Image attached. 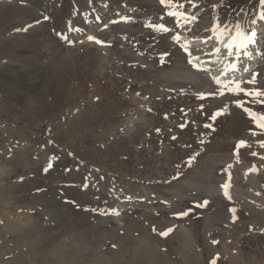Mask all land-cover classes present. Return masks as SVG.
<instances>
[{
  "label": "bare ground",
  "instance_id": "bare-ground-1",
  "mask_svg": "<svg viewBox=\"0 0 264 264\" xmlns=\"http://www.w3.org/2000/svg\"><path fill=\"white\" fill-rule=\"evenodd\" d=\"M201 2L202 0H165V3L161 4L160 0H141L135 3L137 7L134 8V6L127 7V0H0V12L5 11V15H9L13 11H19V6L24 7L22 11L25 13L23 16L24 21L19 20L17 23L2 22L0 26V77L7 78L6 86L9 88L8 91L0 95V121L3 123L2 127L11 126L14 129L16 128L21 132L27 133V138L20 143V146L17 145L18 143L14 144L16 150L11 149L14 154L16 152L27 156L28 151L36 145V139H39L44 148V158L48 159L52 154L51 156L54 159L52 165L55 169L69 165L82 168L87 166L95 177L94 180L102 182L99 190L94 186L92 190H87V194L78 191L76 188L78 196L90 199V204L88 205L87 203L86 205L84 203V208L91 210L90 213L95 216L98 213L94 214L95 211H92V209H97L100 212L98 214L100 215L99 217H103L101 219L98 218L99 220H96L95 216L94 220L90 218L92 225L100 231L96 236L97 238L93 241V252L96 250L97 245L100 246L99 239L104 244L105 240L103 239L107 234L105 229L112 228L113 231L122 230L121 232H126L122 236L123 240L128 238L127 241H121L119 240V234L113 235V240L118 243L115 253L120 252L121 246L119 245L123 244L138 255L139 252L143 251V248H140V243L144 242L149 235H154V246L157 254L155 260L164 259L168 264H244L251 261H255L256 264L264 263V259L257 260L255 254L252 256L246 255V253L242 254L244 250L242 248V251H239L237 248L233 252H229L228 257L225 259L224 256L216 251L214 243L210 244L202 238L205 228L211 222L221 221L226 228L235 231L238 235L250 233L256 235L259 242L264 241V194L240 189L236 181L226 173V170L230 171V164L225 163L231 159V156L227 152L231 153L237 150L241 153L240 155L247 159V163L252 166L257 178L259 180L264 179V147L253 141L255 134L257 136L258 133H264V128L259 127L258 123L253 121L249 115V113L264 115V95H256L257 92L264 93V84H261V88L255 91H247L245 93L240 91L235 92V97H245L246 99L250 96L248 93H252L254 98H251L252 100L247 99L246 103H229L227 102L228 99L224 97L222 108L218 105L220 103H216L215 105V110H218L217 112L207 106L206 113H198L192 102L199 99H201V102H205L210 98V95L208 93L195 94L185 92L182 89L183 86L176 85L175 80H177V77L181 78L186 75L185 71H182L183 69H179V66L178 69L165 70L173 66L174 59L178 60L182 58V53L173 46V43H176V40H178L180 33L184 34L180 37L184 41L182 43L189 47L193 45L191 44L193 39L199 43H206L210 40L216 42L214 44L217 45L220 43L221 35L222 38H226L227 36L236 38L237 32L240 31L241 33H255L257 29L256 23L260 20L259 12L262 11L264 13V8L258 7L260 0L255 3L256 9L252 0H229L228 3L230 4L226 8V11L216 8V4L208 8L205 5L204 7H200L199 4ZM244 4L249 6V11L246 13L244 24L241 25L243 28L238 30V28L236 29V27L231 25L233 28L230 26L229 35H223L219 30L223 29V22L225 21L227 12H230V16L240 7L245 6ZM117 5L122 10L119 9L116 14L111 11L112 14L111 16L109 15L110 19L116 23L117 31H120L126 25L123 23L124 18H129L132 21H142L146 27L149 26L148 30L145 27L144 31L129 32V38L127 37L128 35L125 37L121 35L115 38L107 35H103L105 37L99 36L96 48L84 45L85 34L91 33V28L94 25L101 27L103 20L107 16L106 11L113 7L116 8ZM153 11L158 13L156 18L159 21L162 20L161 22L156 19L152 20V18L151 22H148L150 20L148 18L153 17L151 16ZM169 13H177V15H169ZM45 17L48 19H45ZM192 17H195V19H192ZM255 18L256 23H253L252 19ZM158 22L165 25L163 27L165 31L160 32L156 36L157 38H154L156 43L151 41L155 43L153 47L145 50L143 48L144 44L140 42V39L137 40L136 37H140L142 32H150L149 29L158 25ZM117 23H122L123 25L120 26ZM195 23L198 24L195 25ZM69 24L71 25V30H69ZM234 25L238 26V24ZM169 26H173V28ZM136 27H138L137 29L142 28L141 26ZM179 27L181 29L180 33H178ZM217 31L219 33H216ZM57 32L69 37L71 43L64 40L63 36H58ZM258 36L259 34L254 36V43L248 44L249 48L233 49L232 53L236 54L239 51V55L237 53L234 56L235 59L238 57V61L250 62L249 60L254 57L253 50L255 48L258 49L262 42V37L259 40ZM205 39L208 40L206 41ZM118 42H124V46H130L133 49L139 50L141 55H146L148 59L150 58L154 62H148L149 64L145 66L137 58H131L123 54V52H112L111 50ZM251 45H253L252 52H250ZM105 47H107L106 50H104ZM219 47L217 46L216 50ZM101 48L102 50L100 51ZM224 49L226 53L229 52L227 46ZM103 51L107 52L109 61L112 59V62L118 63L119 69L122 68L121 73H113L114 69L108 66V64H104V70H98V65L105 59L103 58ZM200 52L204 53L206 50ZM155 55H159V57H153ZM208 58L210 56H207L206 59ZM199 61L195 60L192 66L200 65ZM164 70L165 72H163ZM192 72H195L196 76L202 77L201 73L196 69ZM228 78L226 77L223 80ZM140 80H144L143 86L135 89L137 82ZM262 80L264 82V79ZM7 87L0 88V92ZM139 89L145 97L158 103L159 107L154 113L139 109H135L133 113L145 119L148 118L146 121L153 127L151 144L157 143V137L165 139L170 148L174 152L176 151V155L172 158L173 161L169 163L164 175L157 176V174L155 177H143L141 179L123 178L120 184L124 189H122L119 197L122 198L129 193L128 197L130 198L138 199V196H143L146 201L150 200L155 205L165 206V208L175 213L188 211V215L179 216L181 222L186 221L187 225H182L184 230H178L172 225L162 222L152 212L133 208L126 209V203L117 202L116 199L110 196L103 182L104 180L100 179V177L105 175L107 179L108 173L104 166L106 167L107 160L112 158L106 157L102 161V164H96L102 166L101 170H105L103 173L101 170H97L96 167L90 166L82 158H77L78 155L72 154L74 152H67V148L61 147L63 144L71 143L70 139L60 141V138L55 139L53 137V133L58 134L66 131L67 134L70 132L80 133L82 135L81 140H83L88 134L101 128L107 134V139L116 133H123L122 139L125 138L124 133L128 132V128L120 120L130 114L125 106L131 100L124 95L129 92L133 93ZM151 91L157 92V95ZM39 92H45L48 96L52 97L53 103L57 104V109L49 117L37 123H32L31 125L20 124L18 118L22 117L25 112L21 104L24 103L25 108H28ZM78 98H84L86 103L77 106L78 101L76 99ZM189 103L191 104L188 105ZM68 104H72L73 108H67ZM99 115L102 117L101 121L98 120ZM167 119L177 122L175 123L177 124L176 127H173L171 123L169 124ZM118 122L120 123L117 124ZM134 132L140 135L141 133L143 134L142 127L137 126ZM218 134H225L227 135V139L229 137L230 140L212 142L213 137ZM104 136L106 135L104 134ZM134 141L130 136L123 142H117L114 139L113 148L115 150H129L132 147L129 145H133V148L136 145L133 144ZM240 141H245V144L241 146L239 144ZM6 148L4 147L3 149ZM192 148H196V151H198H195L197 154L192 153L195 156V160L202 157L199 154L203 152H221L222 156L220 157H224L222 158L224 164L220 165L218 162L212 163L210 159L211 157L214 159L215 155L207 156L209 158H205L203 163L208 170L203 171V176L193 175L195 172L192 167L187 168V165H183L182 163L181 166L178 165L180 163L178 161L180 159L178 158L182 156L181 153H187L189 152L188 149L192 150ZM177 153L180 154L179 157H177ZM253 153H256V155H253ZM13 155L6 156V153H4L0 156L7 163L14 159ZM187 156L189 155L185 157ZM176 157L178 160H174ZM176 162L178 163L177 165ZM138 164H144L145 166L152 165L151 160L150 162L146 160ZM222 167H226V170ZM212 168L215 171H212ZM172 171L174 172L172 173ZM211 172L214 175L209 177V173ZM6 174L10 173L3 172L2 176ZM72 174L79 175V171L77 170V172ZM34 180L37 179L30 178L23 181L18 188L20 191L27 190L32 184H35ZM37 181L39 182L38 185L40 184L39 186H43V188L47 187L48 181L46 179L44 180L46 181V185L42 180L39 181L38 179ZM57 182H50V184L53 183L51 184L52 188L42 191V194L37 189L40 194L35 195L36 200H40V197L46 194H52L54 196L52 205L56 204L55 201L58 198L56 190L59 187L66 186L60 185ZM225 183L229 185L231 199H228L223 194L224 190L221 185ZM14 193L9 196L10 199H13V202L14 200L19 201L21 195ZM204 201L208 202L205 206H197L203 204ZM109 202H111L109 207H113L111 214H101V212H106L105 208ZM34 204L33 206L37 207L38 211H42L45 214H52V210L55 211V208L47 210L42 203ZM121 205L125 208V212H120L121 208L119 209V207ZM60 206L61 208H65L67 205L62 204ZM70 206L73 207V204H70ZM233 208L236 209L235 213L230 211ZM66 209L64 211L66 213L70 211L77 215L88 214L85 213L84 209H76L77 212L72 211L69 207H66ZM131 211L133 213L139 212L136 214L142 217L144 215L143 220L140 217L141 223H135ZM113 213H118V215ZM16 217V219H20L18 216ZM33 217H35V214ZM35 218H28L27 221L22 220V222H24V225H28ZM87 218L85 219L86 222L89 221ZM7 221L9 222L10 220ZM49 222L53 223V221ZM82 223L85 222L81 221L80 223V226L84 227V224L81 225ZM88 226L92 229L91 225ZM129 231H134L133 236H126ZM82 243V247L78 246L83 254L86 255L84 249H88L90 246L84 240H82ZM14 246L19 249L16 244ZM80 252H78V255ZM87 255L91 256L90 253H87ZM139 257L142 258V255ZM102 258L96 257L93 259V262H97ZM225 260L227 261L225 262ZM103 262L107 261L103 259ZM80 263L85 262L82 261Z\"/></svg>",
  "mask_w": 264,
  "mask_h": 264
},
{
  "label": "rangeland",
  "instance_id": "rangeland-1",
  "mask_svg": "<svg viewBox=\"0 0 264 264\" xmlns=\"http://www.w3.org/2000/svg\"><path fill=\"white\" fill-rule=\"evenodd\" d=\"M140 1L141 0H127L128 2L127 7L134 6V8H136L137 5L135 3L140 2ZM228 1L229 0H202L199 6L204 7L205 5V7L208 8L209 6L212 7L214 4H216L217 5L216 8H220L222 10L224 9L226 11L227 10L226 8L230 4L228 3ZM252 1H254V8L256 9L257 6L255 3L258 0H252ZM222 2L223 3L225 2V4H223ZM119 5L121 4L119 3ZM219 5L220 6L222 5V6L220 7ZM258 7L264 8V5H262L259 2ZM22 8L24 7L19 6V11L17 12L13 11L9 15H5L6 13L5 11L0 12V26L2 22L3 23H17L19 22V20L24 21L23 16L25 13L22 11ZM119 9L122 10L117 5L116 8L113 7L112 9L106 11V15H107L105 18L106 20L105 19L103 20L102 26L98 27L94 25L93 28H91L92 29L91 33L85 34L86 39H84V45L86 46L88 45L90 48H96L97 40L99 36L105 37L103 35H107L109 37L115 38L121 35H123L124 37L128 35L127 37L129 38L130 37L129 34L131 32H136L137 30H142V31L145 30L146 26L145 24H143L142 21H135V20L132 21V20H129V18H124L123 23H125L126 25L123 26L120 29V31H117V28H116L117 25L110 19V16L112 14L111 11L114 14H116V12ZM248 11H249V6L245 5V6L240 7L236 12H234V14L230 16H229L230 12H227V15L225 16L226 18L224 21L225 23L223 22L224 25L222 24L223 29H220L219 31H221L223 35H229L228 32L232 27L231 25H233V27H236V29L238 28V30L240 28L242 29L243 27L241 25L244 24L246 13ZM157 14L158 13L156 11H153L151 13V16L153 17H149L148 19L150 20H148V22L149 21L151 22V18L152 20H155V19L157 20L156 18ZM262 16H264V13L260 11L259 12L260 20H258V23L255 22L257 25L255 35L259 34L260 37L258 36V38L260 40L262 37L261 39L262 42L260 46L258 47V49L255 48L256 50L252 49L253 45L250 46V52H252L251 49L254 51L252 52L254 54V57H252L249 60L250 62L247 61V63L246 61H241V60L238 61V58L235 59L234 56H236L237 53L239 55V51L236 54L233 53L229 57H228V53L225 52L226 50L224 48L230 42L229 39L230 40L235 39L233 36L232 37L227 36L226 38H222V35L220 34L221 35L220 43H218L217 45L214 44L216 43L214 41H210V40L207 41L208 39L207 40L205 39L207 41L206 43L205 42L199 43L197 42V40L195 41L193 39L191 42V44L193 45L189 47V46L184 45V43H182L184 41H182L180 37H182V35L184 34L180 33L181 29L179 27L178 33H180V36H179L180 39L178 38V40H176V43H173V46L182 53V58H180L181 61H179L180 59L178 60L174 59L172 63L173 66L168 67L165 70H168V69L174 70L175 68L178 69V66H179L180 67L179 69L181 70L183 69L182 71L183 72L185 71L184 73H186V75L185 77L183 76L181 78L177 77V80H175L177 83L176 85L183 86L182 89L185 92H189V93L192 92L195 94H205V93L207 94L208 93V95H210V98H208V100L205 102H201V99L192 102V105L197 109L198 113L199 112L206 113L207 106L215 110L216 103H220L218 105L221 106L222 108L223 103H224L222 101H224V97L228 99L227 102L229 103H232V102L237 103V104L246 103L247 99L252 100L251 98H254V96L250 95L248 96L247 99L245 97L239 98V97L234 96L235 92L240 91L242 93H245L247 91H255L261 88V84H264V82H262L263 81L262 79H264V37H263L264 36V19L261 18ZM252 20L255 21L256 18ZM117 24H119L120 26L123 25L122 23H117ZM197 24L198 23H195V25ZM234 24H238V26L237 25L235 26ZM163 25L164 24L159 23L155 27H151L149 29L150 32L148 33L142 32L140 37L139 36L136 37L137 40L140 39V42L145 45L144 46L142 44L145 50L147 48L150 49L151 47L155 45L156 42L154 38H157L156 36H158L160 32L165 31L161 29L160 27ZM136 26H139V27L141 26L142 28L137 29L138 27ZM148 27L149 26H147L146 29ZM163 27H165V25ZM171 27L173 28V26ZM219 31H217L216 33H219ZM239 33H241V31ZM90 36L94 37L95 39L89 40L88 38ZM217 46H220L218 50H216ZM235 48L236 47H233L231 51ZM106 49L107 47L104 48V50ZM202 49L206 50V52L204 53L200 52V51H203ZM101 50L102 48L100 49V51ZM237 50H240V49H237ZM257 50H261V51H257ZM111 51L120 52V53L123 52V54L128 55L131 58L133 57L137 58L138 61L141 62L145 66L146 64H149L148 62L150 63L154 62L150 58L148 59L146 55L145 56L141 55V52L139 50L133 49L130 46L129 47L124 46V42H121V43L118 42V44ZM103 52H104L103 58L105 59H103V61L98 65V70L100 71L104 70L105 69L104 64L106 65L108 64V66H111L112 69H114L113 73L115 72H116L115 74L121 73L122 68L119 69L120 67L118 63H116L115 61L112 62V59L110 60L111 61L110 62L108 60L109 57H107L108 56L107 52L106 51H103ZM207 56L208 57L210 56V58L206 59ZM153 57L157 58L159 57V55H155ZM195 60L196 61L201 60L199 61L200 65L198 64V66H192ZM195 69L201 73L202 75L201 78L196 76L195 72L194 73L192 72ZM165 70L163 72H165ZM254 75H255V81L253 82ZM222 77L224 78L229 77L228 81L227 82L223 81L224 78ZM6 79L7 78L0 77V88L4 86L7 87ZM143 84H144V80L138 81L135 89L139 88L140 86H143ZM8 90H9L8 87L4 88V90L0 92V95L5 93V91H8ZM151 92L154 93L155 91H151ZM160 94H162V92H160ZM155 95H157V92H155ZM124 96L129 97L131 100L130 103L125 106L126 110H128L130 114L120 120L122 121L123 125H125L128 128V132L124 133L125 138L122 139L123 133H119V134L116 133L115 135H111L109 139H107L108 138L107 134L101 128L91 134H88V136H86L85 139L83 140H81L82 135H80V133L70 132L67 134L66 131L60 132L58 134L53 133L54 135L53 137L55 139L60 138V141L70 139L72 141L71 143L63 144L61 147H63L64 149L67 148L66 149L68 150L67 152H71V151L74 152L72 154L78 155L77 158H82L85 162H88L90 166L96 167L97 170H101L102 166H98L96 164H102V161L106 157L112 158V159L107 160L106 167L104 166V168L106 169V172L108 173L107 179L105 178V175L103 176V180H104L103 182L105 183V187L107 188L110 196L116 199L117 202L126 203L127 204L126 209L133 208L137 210H145L148 212H152L162 222L170 224L178 230H184V227L182 225L186 226L187 225L186 221L181 222L179 220L180 217L176 215L177 213L171 211L168 208H165V206H161L159 204L155 205L150 200L146 201L143 196H140V197L138 196V199H135V198L129 199L128 197L129 193H127V195L122 198L119 197V194L121 193L122 189H124L120 184V181L123 180V178L124 179H141L143 177H155L157 174H158L157 176L164 175L166 168H168L169 163H172L173 161L172 158H174V156L176 155L175 153L176 151L174 152L170 148L168 142L165 139H160V137H157L158 138L157 143L151 144L150 142L152 141L151 136L153 133V127H151L149 123L146 121L148 118L145 119L142 116H138L136 113H133L135 109L136 110L137 109L146 110L149 113L150 112L154 113V111L159 107V104L145 97V95L141 93L140 89L133 93L129 92L125 94ZM76 101H78L77 106L83 105L84 103H86L84 101V98H78L76 99ZM190 104L191 103H189L188 105ZM21 107L25 112L23 113L22 117L18 118V121L20 122V124L31 125L32 123H37L38 121H41L49 117L57 109V104L53 103L52 97L48 96L45 92L44 93L39 92L35 96L34 101L31 103V105L28 108H25L24 103L21 104ZM66 107L73 108L72 104H68ZM217 111L218 110H215V112ZM98 120L99 121L102 120L101 115H99ZM167 122L169 124L171 123L173 127H176L177 125L175 124L177 122H174L173 120L167 119ZM119 123L120 122H118L117 124ZM2 126H3V123H1L0 121V155H3L4 153H6V156H10L14 154L13 150L14 151L16 150L14 147V144L18 143L17 145L20 146V143L27 138V133L21 132L20 130H17L16 128L14 129L11 126H8V127H2ZM137 126L142 127L143 134L141 133L140 135L134 132L136 131ZM104 134L106 136H104ZM223 135L221 134L215 135L212 139V142L214 141L223 142V141L230 140L229 137L227 139L226 137L227 135L225 134ZM129 136L135 140L133 142V144H136L134 146L135 149L133 148V145H129V146H132L130 147L131 149L129 148V150H123V149L115 150L113 148L114 139L117 140V142H123ZM231 140H234V139H231ZM253 141L254 143L260 145L261 147H264L262 146V144H264V133L262 134L258 133L257 136L255 134ZM6 146L10 152L8 151ZM4 147L6 149H3ZM2 150L4 151V153H2L3 152ZM188 150L190 153L189 152H187L188 154L181 153L182 156H180V154L177 153V157L180 156L178 158L180 160H178L177 157L174 160H178L180 162L179 164L176 162V165L178 164L181 166L182 164L183 165L185 164L187 165L186 166L187 168L192 167V169L195 172L193 175L203 176L204 174L203 171H206L207 169L203 161L205 160V158H209L207 156L215 155L214 159L213 157H211L210 159L212 160L211 162L212 163L218 162L220 165L224 164V160H222V158L224 157H220L222 156L221 152L219 153L211 152V151H207V153L203 152L202 154H199V155H202V157H199V159L197 158L195 160L194 154H197L196 152H198L196 151V148H192V150L191 149H188ZM227 154L231 156V159L225 162L227 164H230V171L229 170L227 171L226 167H222V168L226 170V173L230 175L231 178L236 181L238 187L242 189L243 191L246 190V191H251L254 193L264 194V179L259 180L257 178V175L255 174V171L253 170L252 166L247 163V159L243 157L242 155H240L241 153L238 152L237 150L231 153L227 152ZM44 155H45L44 148L41 145V142L39 141V139L38 140L36 139V145H34L33 148H31L28 151L27 156L22 153L15 152V154L13 155L14 159L7 163H5L0 156V264H122V263H125V264H168V262L164 261V259L155 260L157 254H156V248L154 246V243H155L154 235H149L144 242L140 243V248L142 247L143 251L139 252L138 255L136 253H133L131 250L128 249V247H126L123 244L119 245L121 246L120 252L115 253V248L118 245V243L113 240V235L119 234V240L121 241H127L128 238L123 240L122 236L126 232H121L122 230L113 231L112 228L105 229L107 234L105 238L103 239L105 240L104 244H102L103 241L99 239L100 246L97 245L96 250L93 252V241L97 238L96 236L100 233V231H98V228L94 227L90 221L94 220L95 217H96L95 218L96 220H99L103 217L101 218L99 217L100 216L98 215L100 214L99 210L95 211L94 214L98 213L95 216L90 213L91 210L84 208L85 204L86 205L87 203L88 205L90 204V199L87 197L78 196V191L85 192L87 194V190H92L94 186L97 190H99L102 186V182H97L96 180H94L95 177L90 172L89 170L90 168H87V166L85 168H82V167H77L74 165H69L67 167L64 166V167H59L55 169L54 166L52 165L54 161L53 157L51 156L52 154L50 155V158L48 159H45ZM186 155H189V156L185 157ZM27 157H29L28 160H27ZM146 160H148L149 162L151 160L152 165H148V166H145L144 164L137 165V163L143 162ZM189 160H192V161H189ZM49 164L52 165L50 169L48 168ZM29 165L30 166L32 165L33 167L32 166L30 167ZM142 165H143V168H142ZM45 169H48V170L45 171ZM161 169L163 172L161 171ZM212 169H213L212 171H215L214 168ZM77 170L79 171V175L77 174L73 175L72 173L77 172ZM104 171L105 170H101V172L103 173ZM3 172L10 173V174H6L5 176H2ZM173 172L174 171H172V173ZM211 173H209V177L214 175L213 173L212 174ZM38 175H39V178H38ZM27 178L28 179L35 178L37 180L39 179V181L42 180V182L45 185H46V181L44 180L46 179L48 181L47 187L44 186L45 188H43V186L42 187L39 186L40 185V184L38 185L39 182L37 180H34L35 184H32L29 188H27V190L20 191L18 186H20V184L23 183V181L28 180ZM56 181H58L57 183L60 185H66V186L59 187L56 190L57 197H58L56 198V201H55L56 204L52 205V199L54 198L52 194L50 195L46 194L40 197V200L38 198H37L38 200H36L35 195H38L40 193L42 194L43 193L42 191H46L49 188L51 189L52 188L51 184L53 183L50 184V182L55 183ZM72 181L73 183H71ZM61 182L64 184H62ZM34 186L36 187L34 188ZM76 188L78 191L76 190ZM37 189H39L38 191H40V193L37 191ZM59 189H60V192H59ZM12 193L21 195L20 196L21 199L19 201L14 200L13 202V199H10L9 197ZM7 202H10V203H7ZM34 203H42L46 207L47 210L48 209L51 210L55 208V211L52 210V214L50 213L51 215L45 214L42 211H38V209H36L37 207L35 208L33 206ZM62 204H65L67 206H65V208H61L60 205ZM70 204H73V207H71ZM110 204L111 202H109L107 204V207L105 208L106 210V212H104L106 213L105 215L111 214V209L113 207H109ZM66 207H69L72 211H75V212H77L76 209H80V210L84 209L85 213H88V214H82L83 215L82 216V215H77L74 212H70V211L66 213L64 212L65 210H67ZM119 209L121 213L125 212V208H123L122 205L119 207ZM131 213H133V211H131ZM136 213H139V212L133 213V219H135V223H141L142 220L144 219V215L142 217L141 215H137ZM34 214H35V217L37 216L36 217L37 219L33 217ZM16 216H18L20 219L19 220L16 219L17 218ZM52 216H53V219H52ZM84 217L86 218L88 217L87 220L89 221L86 222L85 221L86 218ZM140 217L142 218V220ZM28 218L30 219L35 218V219L32 220L31 224L24 225V222H22V220L27 221ZM90 218L92 220H90ZM7 220H10V221L8 222ZM48 220L53 221V223L52 222L50 223ZM81 221L85 222L81 224V225L84 224V227L80 226ZM88 225H91L92 229ZM133 234H134V231H129L126 234V236L131 237L133 236ZM202 238L205 239L210 244L214 243L216 246L215 248L216 251L220 253V255L224 256L225 259L228 257L229 252H233L234 249H237V248L239 251L241 250V248L244 249L243 250L244 252L241 250L242 254L246 253V255H250V256L255 254L257 257V260H261L262 258L264 259V241L259 242L258 237L250 233L238 235L235 231L226 228L225 225H223L221 221L211 222V224L205 228V231L202 234ZM82 240H84L86 244L90 246L88 249H84L86 251V255L83 254L82 250L79 248V246L81 247L83 246ZM14 244H16L19 247V249L15 248ZM79 251L81 252L78 255ZM87 253H90L91 256H88ZM140 255H142V258L139 257ZM115 256H118V257H115ZM96 257H103V258L97 262H93V259ZM174 258L176 259L175 256ZM103 259H105V261L107 262H103ZM82 261H84L85 263H80ZM226 261L227 260H225V262ZM244 264H256V262L251 261L250 263H244ZM259 264H262V263H259Z\"/></svg>",
  "mask_w": 264,
  "mask_h": 264
},
{
  "label": "snow or ice",
  "instance_id": "snow-or-ice-1",
  "mask_svg": "<svg viewBox=\"0 0 264 264\" xmlns=\"http://www.w3.org/2000/svg\"><path fill=\"white\" fill-rule=\"evenodd\" d=\"M160 3L161 4H164L165 3V0H160ZM260 3L262 5H264V0H260ZM169 15H177V13H169ZM262 19H264V16L261 17ZM45 19H48L47 17H45ZM192 19H195V17H192ZM253 23H255V21H253ZM161 29H163V26H160ZM69 30H71V25L69 24ZM55 31V30H54ZM58 36H63V39L68 41L69 43H71V40L69 39V37L63 35L62 33H59L57 32L56 33ZM254 36H255V33H237V37L233 40H230V42L227 44V48L229 49V52H228V55H232V51L231 49L233 47H236L237 49H246L248 44L250 43H254ZM89 40H93L95 39L94 37H89L88 38ZM255 81V75L253 76V82ZM248 95H252V93H248ZM257 96H260V95H264V93H259L257 92L256 93ZM249 115L251 116L252 120L253 121H256L258 123V126L261 127V128H264V115H257V114H252V113H249ZM239 144L241 146H243L245 144L244 141H240ZM262 146H264V144H262ZM253 155H256V153H253ZM52 167L51 164L48 165V168L50 169ZM48 169H45V171H47ZM100 179H103V177H100ZM221 187L223 188L224 192V196L227 197L228 199H231L230 195H229V185L227 183L221 185ZM130 199V197H129ZM208 202L207 201H204L203 204H200V205H197L199 207H203L207 204ZM92 211H97V209H92ZM230 211H232L233 213L236 212V209L233 208V209H230ZM101 214H106V213H103L101 212ZM113 214H116L118 215V213H113ZM189 212L188 211H184V212H181V213H177L176 215L178 216H186L188 215ZM170 231V230H169Z\"/></svg>",
  "mask_w": 264,
  "mask_h": 264
}]
</instances>
